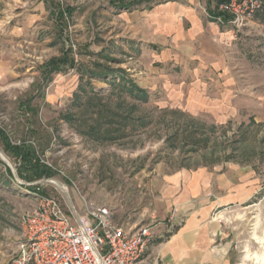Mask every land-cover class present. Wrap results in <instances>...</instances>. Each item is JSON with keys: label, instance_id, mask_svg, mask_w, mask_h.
I'll list each match as a JSON object with an SVG mask.
<instances>
[{"label": "rangeland", "instance_id": "obj_1", "mask_svg": "<svg viewBox=\"0 0 264 264\" xmlns=\"http://www.w3.org/2000/svg\"><path fill=\"white\" fill-rule=\"evenodd\" d=\"M211 1L214 6L217 0ZM258 1L261 9L249 24L234 34L223 27L251 69H264V0ZM70 8L72 15L66 13ZM120 14L109 0H0V129L13 144H31L54 172L49 178H20L18 161L0 140V241L9 243L10 260L20 216L38 197L57 199L67 213L71 202L81 217L86 204L109 206L117 220L142 171L158 162L210 164L233 155L234 161L256 164L264 158L263 130L214 126L180 109L168 91L173 82L189 79H176L181 72L163 68L149 44L132 39ZM67 50L79 71L65 66L58 73L43 72L46 62ZM94 62L123 69L146 92L144 100L87 79ZM86 80L82 95L79 86ZM259 172L264 174V167ZM259 199L264 190L249 206L218 217L220 264H264V201L258 204Z\"/></svg>", "mask_w": 264, "mask_h": 264}, {"label": "crops", "instance_id": "obj_2", "mask_svg": "<svg viewBox=\"0 0 264 264\" xmlns=\"http://www.w3.org/2000/svg\"><path fill=\"white\" fill-rule=\"evenodd\" d=\"M212 2L109 0L129 22L132 39L149 44L163 68L181 72L176 79H189L173 82L168 91L169 98L177 96L180 109L214 126L264 131V69L244 66L238 43L203 14H214L217 5ZM234 159L227 155L210 164L156 163L142 171L116 221L133 227L146 225L151 218L161 221L146 254L162 264H220L218 217L249 206L264 190V174L259 172L264 158L256 164ZM7 246L0 241V264H10Z\"/></svg>", "mask_w": 264, "mask_h": 264}, {"label": "built area", "instance_id": "obj_3", "mask_svg": "<svg viewBox=\"0 0 264 264\" xmlns=\"http://www.w3.org/2000/svg\"><path fill=\"white\" fill-rule=\"evenodd\" d=\"M258 0L219 3L207 17L232 33L249 24L261 9ZM172 221L171 217L168 218ZM161 221L131 226L115 219L109 206L85 205V216L72 203L68 213L52 197H38L20 216V231L10 264H162L147 248Z\"/></svg>", "mask_w": 264, "mask_h": 264}, {"label": "trees", "instance_id": "obj_4", "mask_svg": "<svg viewBox=\"0 0 264 264\" xmlns=\"http://www.w3.org/2000/svg\"><path fill=\"white\" fill-rule=\"evenodd\" d=\"M227 1L229 0H218L215 4L218 5L221 2ZM130 5L126 8L130 7ZM58 13L61 17H65L64 11L58 10ZM66 13L70 14V11L66 10ZM70 51L71 50H67L65 54H62V56L52 58L51 60L46 62L42 66L43 72L48 74L58 73L65 66H68V68L71 69H77L79 71L80 69L76 68L74 59L68 55ZM100 57L101 59H107L102 56ZM91 65L92 66L89 67V71L87 72V79H97L102 82H107L111 90L120 89L121 92H123L130 98L136 100H144L146 92L139 88L134 82L128 80L123 69H113L111 67H108L106 64H102L101 62H94ZM85 86H89V82L87 80L86 84H84L83 86H79L82 95H84L83 88ZM75 98H77V100L80 99L78 95H75ZM95 139L99 140L100 137H95ZM0 140L5 151L8 152V154L13 158H15L16 161H18L19 167L17 169V173L20 178L28 181L30 177L40 179L53 176L54 172L52 171V169L42 162V160L40 159V155L35 153V150L31 144L27 142H21L18 145L13 144L1 129ZM5 171L7 174H10L9 168L5 167ZM29 191L31 190L29 189ZM31 192H36V189Z\"/></svg>", "mask_w": 264, "mask_h": 264}, {"label": "bare ground", "instance_id": "obj_5", "mask_svg": "<svg viewBox=\"0 0 264 264\" xmlns=\"http://www.w3.org/2000/svg\"><path fill=\"white\" fill-rule=\"evenodd\" d=\"M57 184H58V183H57ZM57 184H56V185H57ZM59 188L62 190V192H64V193L66 192V188H65L64 186H59ZM59 191H60V190H59Z\"/></svg>", "mask_w": 264, "mask_h": 264}]
</instances>
